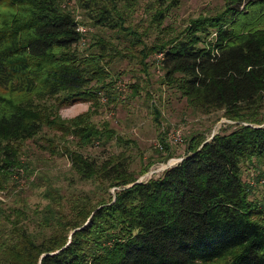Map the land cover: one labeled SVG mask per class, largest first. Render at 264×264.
<instances>
[{
  "label": "trees",
  "instance_id": "obj_1",
  "mask_svg": "<svg viewBox=\"0 0 264 264\" xmlns=\"http://www.w3.org/2000/svg\"><path fill=\"white\" fill-rule=\"evenodd\" d=\"M131 1L0 0V192L23 178L43 188L46 201L34 232L20 208L7 212L0 202V264H264V204L248 199L240 172L244 162L264 159V0H223L218 14L190 19L178 32L167 28L171 34L150 44L126 19ZM70 5L91 27L124 37L127 47L117 51L95 38L79 52L84 34ZM164 16L151 14L149 28H160ZM121 56L144 76L127 84L129 99L142 91L151 98L144 82L157 67L159 86L194 111H222L234 126L203 145L202 135L191 136L179 163L144 182L136 183L144 167L172 158L166 132L137 172L122 158L83 156L68 140L75 148L130 143L92 121L101 99L122 101L108 71ZM78 103L90 107L60 117V109ZM148 108L160 125V110ZM44 129L53 134L39 148L67 157L79 179L94 182L91 195L63 196L52 181L30 179L24 145Z\"/></svg>",
  "mask_w": 264,
  "mask_h": 264
},
{
  "label": "rangeland",
  "instance_id": "obj_2",
  "mask_svg": "<svg viewBox=\"0 0 264 264\" xmlns=\"http://www.w3.org/2000/svg\"><path fill=\"white\" fill-rule=\"evenodd\" d=\"M131 3L130 12L126 19L135 31L145 33L143 40L146 44H150L155 42L156 38H163L166 33L171 34L168 30L178 32L190 19L218 14L222 10L224 1L132 0ZM167 5L172 6L166 7ZM70 10H72L75 19L82 25L79 27V31L84 34L83 40L76 46L79 52L87 49L89 42L95 38H103V41H107H105L106 44L117 51H123L124 47H127V40L121 35L104 27H91L85 14L76 6H71ZM156 11H163L164 19L160 28H149L151 25L150 15ZM163 28L165 29L163 30ZM211 37L212 35L208 39ZM120 53L123 54V52ZM123 57L125 56L111 60L108 70L111 75H114L115 89L118 91L117 100L121 99L122 101L117 105H115L116 103L106 105L101 99V107L97 114L92 117V121L96 125L106 123L118 137L127 141L125 143H130L120 145L113 140L102 147L94 145L75 148L74 144L68 140L70 147L83 156L93 158L96 162L104 161L111 156L122 158L126 162L128 171L137 172L139 167L142 168L144 163L155 157L154 149L158 147V136L166 132L172 158L164 163L153 162L148 167H144L146 171L144 173L139 172L136 176V181L144 182L149 178L157 177L163 170L179 163V160L184 156L185 148L191 136L198 134L208 140L211 134L228 131L234 126L235 122L228 121L221 116L222 111L205 110L204 113L194 111L186 106L184 99L174 95L171 90L159 86L160 71L157 67L149 68L150 76L144 82L145 89L151 98H147L142 91L139 97L129 99L126 96L130 93L127 84H132L135 81L141 84L144 76L138 72L139 66L129 56ZM154 58L158 59V56L155 55L152 59ZM149 103L154 104L160 110V125L153 121L154 118L148 108ZM89 107V103H78L62 108L58 113L61 118L69 119L84 113ZM261 114L264 115V101ZM239 124L244 125V123ZM176 133L181 138L179 143L173 141ZM52 134L44 129L40 138L27 141L24 145L25 155L34 167V175L30 179L35 176L37 178L39 175L42 179L46 178L52 181L61 188L60 193L63 196L68 194L91 195L95 191L94 182L79 179L72 172L67 157H51L39 148L43 138ZM240 172L242 180L249 186L248 199L258 205L264 204V159H251L244 162L240 167ZM15 182L17 181L15 180ZM42 189L33 188L22 178L18 184H9L4 191L0 192V202L7 212L13 208H20L25 215L24 223L29 230L34 232L37 231L34 228L36 219L34 215L46 203L40 195ZM113 190V188L108 189V193L112 194ZM227 261V259L223 260L224 263Z\"/></svg>",
  "mask_w": 264,
  "mask_h": 264
},
{
  "label": "built area",
  "instance_id": "obj_3",
  "mask_svg": "<svg viewBox=\"0 0 264 264\" xmlns=\"http://www.w3.org/2000/svg\"><path fill=\"white\" fill-rule=\"evenodd\" d=\"M173 141L176 142V143L181 142V138H180V136L177 133L174 135Z\"/></svg>",
  "mask_w": 264,
  "mask_h": 264
},
{
  "label": "water",
  "instance_id": "obj_4",
  "mask_svg": "<svg viewBox=\"0 0 264 264\" xmlns=\"http://www.w3.org/2000/svg\"><path fill=\"white\" fill-rule=\"evenodd\" d=\"M213 135L214 134H211V136L209 137V139L208 140H206V141H204L201 145H203L205 142H207V141H209L212 137H213ZM183 158H181L180 160H179V162L182 160ZM138 181H136V183H137Z\"/></svg>",
  "mask_w": 264,
  "mask_h": 264
}]
</instances>
